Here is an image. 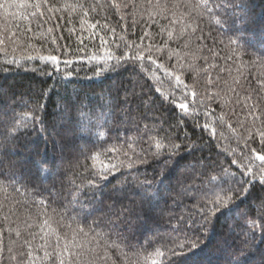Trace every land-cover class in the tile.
Here are the masks:
<instances>
[{
    "label": "trees",
    "instance_id": "trees-1",
    "mask_svg": "<svg viewBox=\"0 0 264 264\" xmlns=\"http://www.w3.org/2000/svg\"><path fill=\"white\" fill-rule=\"evenodd\" d=\"M160 3L0 10V264L42 258L45 234L75 235L84 264H264V0Z\"/></svg>",
    "mask_w": 264,
    "mask_h": 264
},
{
    "label": "snow or ice",
    "instance_id": "snow-or-ice-1",
    "mask_svg": "<svg viewBox=\"0 0 264 264\" xmlns=\"http://www.w3.org/2000/svg\"><path fill=\"white\" fill-rule=\"evenodd\" d=\"M200 3H203L204 5H206L207 0H200ZM200 3L196 4L195 7L199 8L200 7ZM47 4V0H0V10H2L5 14H9L11 13L12 9H19V10H28V9H32L33 11L30 13L32 16H36L37 13H39V15H44L45 12H42L41 9L44 8V6ZM148 4L149 7L154 9L156 11V14H160V15H165L168 11H169V7L166 4H161L160 0H156L155 3H152V0H148ZM185 7H188L189 5H184ZM71 10H75V8L73 6H68ZM75 7H83L82 5H76ZM175 7V5L173 6ZM46 11L48 12H53V11H57V9L53 8V7H48L46 9ZM12 15H19L20 13H11ZM149 16L151 18L152 13H149ZM173 20L170 21V23L172 24H180V19L176 17V14L173 13ZM25 19H27V15H25ZM92 28H95V25H91ZM183 33V29L181 28V32L179 34L182 35ZM15 35V34H13ZM172 33L171 31L169 32V37H171ZM55 42V41H53ZM0 43H2V41H0ZM32 57H29V59H31ZM145 57L142 55V53L140 51H134L133 52V56L131 58V63H135V61L137 59L139 60H143ZM40 59H46L48 61H52V62H56L58 60V57L56 55H48L47 57H40ZM148 60L153 61V63H155V61L153 60V57L151 55V53H149ZM158 67H163L162 65H158ZM189 67H191V65H189ZM175 80L179 83V84H183V81L180 77V75H175ZM187 87V86H185ZM193 95H195V93H192ZM187 99V96L185 97ZM205 99H211V98H205ZM201 103H203L204 101H200ZM237 102H239L237 100ZM178 107L181 110L187 111L189 105L187 103H179ZM258 117H254V119H257ZM42 123V121H41ZM261 142L264 143V132L261 133ZM173 147H176L175 145H173ZM250 152H256L255 149H250ZM256 159H258L261 164L258 168V171L260 172V175L262 178H264V154H260V153H256ZM233 165H237L238 161L237 160H232L231 162ZM245 170L247 172H251L252 169L250 167L244 166ZM245 183L247 181H244ZM236 184H240V181L237 180L235 181ZM229 191L232 190V188L230 187L228 189ZM241 190L242 189V185H241ZM225 189L221 188L220 192H224ZM217 199L213 200V207L212 208H207L205 206V209L202 212L201 215V227L203 228H211L213 227V221L214 220H218L219 217L217 216V213L221 210L226 208L225 206L228 203V200L231 199L229 198H225L224 196H221L219 193L216 194ZM7 219V218H6ZM47 224V222H45ZM196 221H193V228L191 229V231L193 232H198L199 228H196ZM28 228H31L32 225H27ZM15 231V236L17 237L16 241H10V244L7 248V251L11 254L13 253V246L16 245L19 241V238L21 237V232L18 230V228L16 230L14 229H9V232ZM41 231L43 232V228H41ZM81 233L84 232V230L81 228L79 230ZM30 235H32L33 239H35L36 234L31 233ZM99 235V234H98ZM47 234L43 235L40 237V239L43 241L42 244L39 245V247L41 249L44 250V255L42 258H38V257H34L32 256V252L29 251L28 252V264H34L35 261L39 260L40 264H44V261L50 260L53 257V252L55 255V260L59 262V264H84V258L82 255V249H83V244H79L76 241L75 235H73V238L71 241L65 240V242L63 243V245H61V238L60 236L57 234L56 235V242L55 244H52L51 241L49 239L46 238ZM187 239V237H186ZM245 244H247V241H244ZM24 244H27L29 246V248L32 247V244L30 241L25 240ZM180 248H183L184 245L181 244L179 245ZM190 247L195 248L196 247V243L194 242H190ZM52 248L53 252H49L48 249ZM73 249H76V251H73ZM3 251V247H2V241H0V252ZM89 253H92V249L88 250ZM170 251L173 252V254H175V250H171ZM65 253H67L68 255L65 256ZM21 255H23L21 253ZM93 258L94 259H99V254L98 253H93ZM16 256L15 255H10L9 256V260H15ZM18 264H23V261H19ZM90 264V262H89ZM231 264H239V258H236L234 260L231 261Z\"/></svg>",
    "mask_w": 264,
    "mask_h": 264
}]
</instances>
